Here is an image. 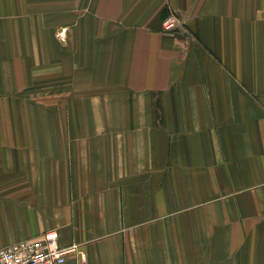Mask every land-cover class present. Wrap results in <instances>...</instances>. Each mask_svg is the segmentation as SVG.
Masks as SVG:
<instances>
[{"label":"crops","instance_id":"crops-1","mask_svg":"<svg viewBox=\"0 0 264 264\" xmlns=\"http://www.w3.org/2000/svg\"><path fill=\"white\" fill-rule=\"evenodd\" d=\"M51 231L65 264H264V0H0V249Z\"/></svg>","mask_w":264,"mask_h":264},{"label":"built area","instance_id":"built-area-1","mask_svg":"<svg viewBox=\"0 0 264 264\" xmlns=\"http://www.w3.org/2000/svg\"><path fill=\"white\" fill-rule=\"evenodd\" d=\"M178 18L173 14L164 21V28H178ZM78 245H61L58 231L45 233L41 237L26 239L0 249V264H65L79 254Z\"/></svg>","mask_w":264,"mask_h":264},{"label":"rangeland","instance_id":"rangeland-1","mask_svg":"<svg viewBox=\"0 0 264 264\" xmlns=\"http://www.w3.org/2000/svg\"><path fill=\"white\" fill-rule=\"evenodd\" d=\"M171 13L172 12H170L169 13V15H171ZM173 14V13H172ZM168 15V16H169ZM174 16H176L177 18H178V21H179V24H178V28L176 29V31L177 30H180L182 27H183V25H184V23H183V21L180 19V17L176 14H173ZM167 16V17H168ZM166 17V18H167ZM165 18V19H166ZM165 19H164V21H165ZM164 21H163V32H165V33H174V30H172V31H169V30H166V28H164L165 26H164ZM46 92H49L50 93V90H47ZM50 96V95H49ZM43 105L47 108V109H54L53 108V102H51V101H44L43 102ZM57 106H60V107H62V103H54V107H57Z\"/></svg>","mask_w":264,"mask_h":264}]
</instances>
